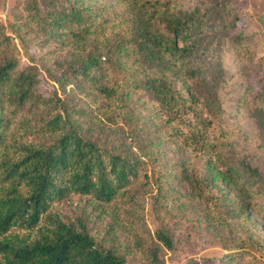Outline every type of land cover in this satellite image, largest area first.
<instances>
[{
	"label": "trees",
	"instance_id": "obj_1",
	"mask_svg": "<svg viewBox=\"0 0 264 264\" xmlns=\"http://www.w3.org/2000/svg\"><path fill=\"white\" fill-rule=\"evenodd\" d=\"M116 1L15 0L0 21V264H167L162 141L201 162L179 177L216 227L264 222V73L235 0ZM255 231L215 264H261Z\"/></svg>",
	"mask_w": 264,
	"mask_h": 264
},
{
	"label": "rangeland",
	"instance_id": "obj_2",
	"mask_svg": "<svg viewBox=\"0 0 264 264\" xmlns=\"http://www.w3.org/2000/svg\"><path fill=\"white\" fill-rule=\"evenodd\" d=\"M15 0H0V21L5 23L7 13ZM97 3H110L112 8L116 6V0H95ZM236 8L239 11V29L244 33L250 43L251 50L257 67L264 73V25L260 19L264 16V0H235ZM18 45L20 43L16 39ZM31 52L35 51L34 46ZM228 63L233 70L238 68V63L233 56L227 57ZM21 64L30 63L25 50L21 49ZM53 88V83L47 81L41 85L46 93ZM243 92V88L239 89ZM142 114L150 111L147 105H141ZM232 111L235 113V109ZM240 115V114H239ZM244 115V116H242ZM245 130L252 131L253 126L250 117L242 113L240 115ZM161 139H157L160 142ZM161 155L160 159L171 172L172 185L167 191L168 199L165 202L167 206V222L173 232L174 240L178 246L176 252L167 254V264H215L216 259L225 253L223 244L232 237L238 239L244 235L252 234L256 229V237L264 242V222L256 215H252V228L245 224L234 225L231 227H216V214L213 208L214 197L210 191L203 197L196 195L193 188L179 177L183 166L188 165L190 170H197L200 175L201 162L196 159L186 149L178 147L175 143L166 141L160 142ZM264 169V156L260 162ZM201 180L205 176H200ZM218 185H224L227 195V204L231 196L235 195L232 187L221 182ZM218 187H216V190ZM209 205V207L207 206ZM150 206L147 203L146 209ZM219 220V218H218ZM246 235V236H247ZM261 264H264V252L254 251Z\"/></svg>",
	"mask_w": 264,
	"mask_h": 264
}]
</instances>
